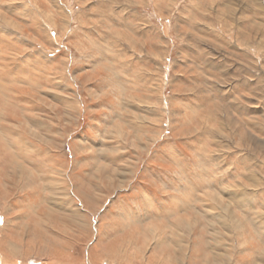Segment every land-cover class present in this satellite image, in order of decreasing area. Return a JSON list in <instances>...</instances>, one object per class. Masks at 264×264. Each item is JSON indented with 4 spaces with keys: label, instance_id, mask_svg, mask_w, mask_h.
Here are the masks:
<instances>
[{
    "label": "rangeland",
    "instance_id": "1",
    "mask_svg": "<svg viewBox=\"0 0 264 264\" xmlns=\"http://www.w3.org/2000/svg\"><path fill=\"white\" fill-rule=\"evenodd\" d=\"M191 3L0 0V264H264V130L232 122L264 125V83L225 84L243 112L219 119L137 46L174 56Z\"/></svg>",
    "mask_w": 264,
    "mask_h": 264
},
{
    "label": "crops",
    "instance_id": "2",
    "mask_svg": "<svg viewBox=\"0 0 264 264\" xmlns=\"http://www.w3.org/2000/svg\"><path fill=\"white\" fill-rule=\"evenodd\" d=\"M190 1L192 2L191 4L186 5L182 10L175 13H178L177 16L179 18L173 19L174 23L171 31L173 29L176 32L178 35L176 40L179 41L174 56H170L171 49L169 55H166L167 53L164 50V54L161 53L162 49H167L162 44H168L169 42L166 39L162 41L160 37L159 40L150 44L143 42V45L139 46V43H137L138 49H141V52L150 50L152 54L151 52L145 54L158 59L159 61L156 65L161 67L164 64L167 67L165 78L169 79L170 90H172L171 84L174 80H179L177 90L181 89L189 81L196 82L195 86L198 89L195 87H192V89L184 88L185 91L190 92L192 90V95L201 89L202 92L209 96L210 87H212L213 90L210 96L217 103L216 110L219 114V119L222 114L225 115L226 113L239 115L243 112L240 111L241 105L237 109L235 99H232L233 92L226 99L225 94L228 92V87L225 84L231 82L233 85L234 81L244 82L245 85L240 90L234 86L232 89L235 88L245 92L250 97V94L256 90L254 82L260 81L264 83V2L262 0H237V3H234L235 0ZM45 13L46 16L50 15L47 12ZM169 16L173 17V13L170 12ZM120 22L121 28L117 33L121 34V39L125 40L123 41L124 43H128L130 41V39L128 40L129 25L127 23L129 20L123 18L120 19ZM225 23L226 27L224 26ZM152 25L154 26V24ZM138 27L140 26H135L139 34L149 32L138 31ZM155 28L157 30H154L153 27L154 32L160 31L161 25L156 24ZM107 30L105 34H108ZM138 59L143 63L148 60L140 57ZM161 62L162 65H160ZM125 66L135 69H133L131 74L136 76L137 80L155 82L154 77L152 80L149 77L146 78L144 69H136L128 63ZM157 87L158 85L155 88ZM232 89L229 87V91ZM205 100L206 98L197 101L199 106L197 107L196 105V107L200 109L198 110L199 112H202L201 109L206 107ZM186 104L192 110L193 105L191 103ZM208 111L211 112L210 110ZM249 116L248 121H244L241 117L233 116V118H238V120H232L234 124H238L237 135L240 142L237 146L243 144L247 146V141L245 140L246 136H248L249 145H254L252 147L256 149L258 142L263 140L258 138L257 135L261 136L263 134L264 125L256 122V112H250ZM205 119L204 117L202 118L203 121ZM209 134L212 135V138L216 135L212 130ZM254 156H256L255 153ZM204 158L206 160L209 159L208 156H204Z\"/></svg>",
    "mask_w": 264,
    "mask_h": 264
},
{
    "label": "bare ground",
    "instance_id": "3",
    "mask_svg": "<svg viewBox=\"0 0 264 264\" xmlns=\"http://www.w3.org/2000/svg\"><path fill=\"white\" fill-rule=\"evenodd\" d=\"M227 26V25H226ZM243 32V31H242ZM208 197H212L210 194L208 195ZM247 197V196H246ZM215 201H214V200ZM209 202V201H208ZM210 202H211V204H210V206L211 207H213L212 209H216L217 208V206H216V204H215V202H216V197L214 196L212 199H210ZM218 204V203H217ZM221 221V220H220ZM224 225V224H223Z\"/></svg>",
    "mask_w": 264,
    "mask_h": 264
}]
</instances>
